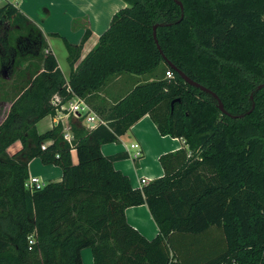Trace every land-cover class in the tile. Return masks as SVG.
I'll return each mask as SVG.
<instances>
[{
  "label": "trees",
  "instance_id": "16d2710c",
  "mask_svg": "<svg viewBox=\"0 0 264 264\" xmlns=\"http://www.w3.org/2000/svg\"><path fill=\"white\" fill-rule=\"evenodd\" d=\"M124 1L76 66L91 30L78 44L64 38L68 79L41 29L12 2L0 6V73L18 75L0 122V264H82L84 247L93 264H188L177 238L212 228L221 233V250L193 264H264V0H180L182 9L176 0ZM163 55L213 90L226 111ZM122 71L152 79L108 105L97 101L104 123L87 129L71 118V143L61 122L37 131L36 122L55 113L53 94L70 96L69 85L86 99ZM144 114L184 145L159 156L162 176L133 188L113 166L120 155H104L100 146ZM17 140L20 148L10 153ZM35 156L59 165L61 179L30 189ZM140 203L158 227L151 239L125 216Z\"/></svg>",
  "mask_w": 264,
  "mask_h": 264
},
{
  "label": "crops",
  "instance_id": "0c3cea01",
  "mask_svg": "<svg viewBox=\"0 0 264 264\" xmlns=\"http://www.w3.org/2000/svg\"><path fill=\"white\" fill-rule=\"evenodd\" d=\"M15 4L25 16L36 24L42 31L45 40L56 57L58 66L63 75L68 79L71 66L68 61V50L64 38L78 44L81 41L85 28L91 30L89 37L83 42L80 57L74 62V66L81 58L95 45L98 37L110 22L111 16L119 8L126 5L124 0H6ZM3 5L0 1V6ZM116 74V73H115ZM117 73L116 79L109 82V77L105 84L97 91L83 98L84 101L100 119L104 120L94 109L98 101L108 105L114 100L125 95L136 83L152 79L150 75L143 76L130 72L127 75ZM93 95V99L90 96ZM68 125L71 130L70 120L76 119L73 116L57 114ZM44 120L43 128L38 127V122ZM36 122L38 132H43L52 127L56 117L54 114H47ZM105 122V121H104ZM103 122V123H104ZM96 126V125H95ZM94 126V127H95ZM93 127V128H94ZM73 135V132H72ZM181 137L162 134L155 122L148 114H144L133 122L130 127L118 136L116 141L103 142L100 146L104 155H120L113 159V166L125 173L133 188H142L152 179L160 177L164 169L160 163L159 156L168 151H174L184 145ZM15 152L21 146L19 140L15 141ZM12 152V153H13ZM74 163L78 161L75 148L70 150ZM28 172L30 176H36L39 182L50 180H60L62 169L54 163H44L38 157H32L28 162ZM146 178L142 183L141 178ZM127 221L146 238L151 239L158 233V227L149 211L146 203L130 205L125 208ZM89 247L81 249L82 264L84 255L92 258ZM93 261V258H92Z\"/></svg>",
  "mask_w": 264,
  "mask_h": 264
},
{
  "label": "rangeland",
  "instance_id": "374dc122",
  "mask_svg": "<svg viewBox=\"0 0 264 264\" xmlns=\"http://www.w3.org/2000/svg\"><path fill=\"white\" fill-rule=\"evenodd\" d=\"M2 4L7 2L6 0H0ZM25 63H23V66ZM23 66L18 67L17 70L21 69ZM163 64H159V66L152 72L157 73L161 71ZM130 72L128 71H122V74L120 75H127ZM116 74H113L109 77V82L116 79ZM143 76L149 75V73L141 74ZM26 78V77H25ZM23 78L22 81L25 79ZM18 81V75L16 73L12 74L11 76H2L0 73V122L3 120L6 112L9 109L10 106V100L9 96L12 95L14 92V84L17 85ZM8 94L5 96V94ZM10 94V95H9ZM5 97V100H4ZM7 97V99H6ZM2 98V99H1ZM44 120H40L38 122V127L43 128V122ZM68 124V121L66 122ZM15 144H11L8 146V151L12 153L15 148ZM47 181H44L45 183ZM175 246H177L186 256V260L188 264H193L196 262H201L203 260H206L207 258L217 254L221 248H222V238L221 233L218 230V228H212L208 232L200 233L198 235H188L185 236V238H177L175 242ZM89 252H90V248ZM84 262L85 264H93L92 258L90 254L87 256L84 255Z\"/></svg>",
  "mask_w": 264,
  "mask_h": 264
},
{
  "label": "built area",
  "instance_id": "2783aa9c",
  "mask_svg": "<svg viewBox=\"0 0 264 264\" xmlns=\"http://www.w3.org/2000/svg\"><path fill=\"white\" fill-rule=\"evenodd\" d=\"M167 77L172 76L173 72L170 69L165 71ZM67 92L71 93L70 96H63L61 94L55 93L51 97V103L55 107L54 117H56L55 123L61 122L63 127V137L71 143L73 139L72 132L70 131L69 125L60 118L57 120V114L61 113L65 116H73L80 121L87 129H92L98 123H103L104 120L100 119L92 110H90L84 99L78 95H75L71 87L67 86ZM52 124V126L54 125ZM52 142V139H47L41 143V147L44 148L46 145ZM74 148V147H72ZM71 150V149H70ZM58 154H56L57 156ZM141 182L145 183L146 178L142 177ZM30 189L38 188L44 183L39 182L36 176H30L26 182Z\"/></svg>",
  "mask_w": 264,
  "mask_h": 264
},
{
  "label": "water",
  "instance_id": "95a60500",
  "mask_svg": "<svg viewBox=\"0 0 264 264\" xmlns=\"http://www.w3.org/2000/svg\"><path fill=\"white\" fill-rule=\"evenodd\" d=\"M176 2L180 5L181 9L183 8V5H182V2L180 0H176ZM155 28H156V25H154L153 27V34H154V39L157 43V38L155 36ZM157 47L160 49V46L159 44L157 43ZM163 57L165 58V61L167 62L168 65H170L171 67H173L177 72L178 74L189 84L191 85H194L198 88H200L201 90L205 91V92H209L211 93L216 99H217V106L218 108L225 112V108L223 106V102L221 101V99L218 97V95L213 91L211 90L210 88L204 86L203 84L197 82L196 80L192 79L191 77H189L185 72H183L181 69H179L174 63H172L169 59H167L165 57V55H163ZM262 86H264V83H260L258 85V88H261ZM253 96V95H252ZM254 108V106L252 107V109ZM250 109V111L252 110ZM242 114H233V116H241Z\"/></svg>",
  "mask_w": 264,
  "mask_h": 264
}]
</instances>
